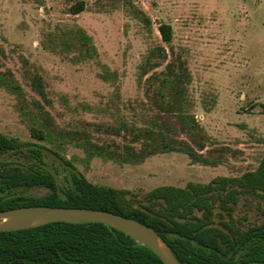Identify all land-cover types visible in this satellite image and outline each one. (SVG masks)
<instances>
[{"label": "rangeland", "instance_id": "rangeland-1", "mask_svg": "<svg viewBox=\"0 0 264 264\" xmlns=\"http://www.w3.org/2000/svg\"><path fill=\"white\" fill-rule=\"evenodd\" d=\"M74 1L0 0V133L41 152L40 160L18 152L2 162H37L63 175L68 161L92 183L122 191L126 209L146 210L164 207L149 195L157 187L216 185V178L258 168L264 159V0H131L148 25L124 0H84V9L72 13ZM161 22L172 26L170 42L161 39ZM78 28L91 37L90 57L81 56L75 39L64 41ZM153 47L166 57L152 56L139 82L138 66ZM167 61L182 62L190 75L185 107L201 127L197 133L183 132L176 114L157 108L153 87L146 90L148 75L163 71ZM158 120L174 145H190L201 159L164 149L139 160L149 146L146 129L157 128ZM230 188L208 195L212 212L195 210L196 217L226 232L264 222L261 192L237 190L225 206L221 198Z\"/></svg>", "mask_w": 264, "mask_h": 264}, {"label": "trees", "instance_id": "trees-1", "mask_svg": "<svg viewBox=\"0 0 264 264\" xmlns=\"http://www.w3.org/2000/svg\"><path fill=\"white\" fill-rule=\"evenodd\" d=\"M124 1L133 8L134 17L145 25L150 24L143 10L135 8L131 0ZM84 7V0H75L69 10L77 13ZM158 31L163 41L170 42L173 34L170 23H159ZM72 38L78 44L81 56L86 58L93 55L95 47L84 29L78 28L64 41L71 42ZM152 56L158 59L166 57L162 47L149 49L145 61L138 66L139 82L153 65L150 63ZM189 80L190 75L182 62L177 61L175 64L174 61H167L163 71L148 75L146 90H152L153 87L157 108L176 114L181 130L194 134L201 127L194 114L185 107V83ZM156 126L158 129H146L149 146L138 157L139 160L164 149L180 150L192 159H201V155L190 145L184 147L172 143L165 132V121L158 120ZM18 152H28L29 156L41 159L39 148L34 145L28 147L17 138L0 133V158L7 153ZM66 162L70 168L67 173L60 175L58 170L50 171L41 163L32 162L24 166L0 160V209L40 204L106 209L151 225L169 244L180 264H264V222L245 230L226 232L217 226L208 225L194 214L195 210H201L206 216L210 214L213 203L207 198L208 195L213 196L214 190L222 191L228 186H232V189L221 198V204L225 206L228 199L236 198L237 190H257L264 197V159L256 170L246 172L240 178L214 179L216 185L210 182L189 183L187 187H157L149 195L163 200L164 207L154 210L126 209L122 191L92 183L70 162ZM236 185L239 189L235 188ZM34 187L46 190L40 195L24 192ZM0 264L163 263L150 248L111 225L96 221H54L29 228L0 231Z\"/></svg>", "mask_w": 264, "mask_h": 264}, {"label": "water", "instance_id": "water-1", "mask_svg": "<svg viewBox=\"0 0 264 264\" xmlns=\"http://www.w3.org/2000/svg\"><path fill=\"white\" fill-rule=\"evenodd\" d=\"M66 221H96L111 225L150 248L163 264H180L166 240L151 226L133 217L100 208L81 206L23 205L0 209V231Z\"/></svg>", "mask_w": 264, "mask_h": 264}]
</instances>
